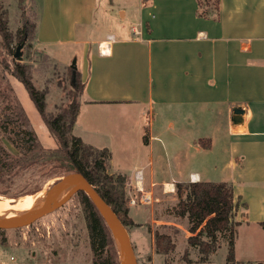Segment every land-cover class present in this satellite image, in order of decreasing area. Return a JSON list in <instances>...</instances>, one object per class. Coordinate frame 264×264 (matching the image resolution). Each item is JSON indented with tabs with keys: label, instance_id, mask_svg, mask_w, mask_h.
<instances>
[{
	"label": "crops",
	"instance_id": "0c3cea01",
	"mask_svg": "<svg viewBox=\"0 0 264 264\" xmlns=\"http://www.w3.org/2000/svg\"><path fill=\"white\" fill-rule=\"evenodd\" d=\"M150 2H140L133 16V20L139 16L140 24L131 32L140 39L116 40L114 33H108L107 39L114 37L108 47L107 39L94 40L96 35L87 34L100 0H43L38 37L45 38L41 45L46 47L57 41L83 44L91 53L97 43L96 57L106 60L90 63L87 73L77 69L85 87L73 132L98 149L119 148L121 162L116 167L111 157L112 174L125 175L134 184L136 172H143L144 190L156 201L152 206L130 207V217L138 224L129 231L137 258L141 255L147 264L170 263L169 254L156 252L155 234L149 232L156 226L159 233L177 228L178 240L172 238L177 254L184 256L190 249L193 264H215L213 258L196 263L200 253L188 244V231L178 230L182 226L159 213L157 206L170 197L165 192L176 190L178 184L229 182L240 229L264 236L260 227L264 222V0L168 1L158 11L163 14L160 22L151 17ZM118 9L126 21L128 10ZM172 13L170 18L177 23L167 27L163 22ZM46 20L53 25L48 35L42 34ZM126 34L120 29V36ZM236 108L244 113L235 115ZM175 116L189 119L187 127L176 130ZM193 120L196 128L200 122V128L189 132ZM203 122H210L211 129L206 130ZM208 165L221 173L220 179L209 180L214 173ZM167 185L172 188L167 190ZM241 231L237 260L264 261V257L251 258V249L264 253V243ZM241 248L248 252L244 259L239 258Z\"/></svg>",
	"mask_w": 264,
	"mask_h": 264
},
{
	"label": "rangeland",
	"instance_id": "374dc122",
	"mask_svg": "<svg viewBox=\"0 0 264 264\" xmlns=\"http://www.w3.org/2000/svg\"><path fill=\"white\" fill-rule=\"evenodd\" d=\"M142 1L143 0H100L101 4L95 14V23L88 30V36L96 35L94 40L107 39L108 33H114L116 40H139L140 36L134 35L133 32H131V29L132 26L140 24L139 16L135 17V20H133V16L139 11L138 6ZM168 1L178 3L182 0H154L153 2L151 0L150 3L153 6L150 4V8L153 7L154 10L150 12V15L151 17L153 15L156 17L155 21L160 22L162 19L163 14H159L158 11L161 6L167 7ZM38 2L40 6H38L37 24H39L42 19L41 7L43 0H38ZM16 3L17 0H0V8L8 11L9 27L13 34L23 26V21L21 20L20 12L17 10ZM110 3H113L114 6L112 5V8L109 6L107 12L104 11L103 8L108 7V4L110 5ZM119 6L128 10V18L126 21L122 20L118 12ZM112 14L114 16L110 17L109 15ZM172 15L173 13L170 16L167 14L165 17L166 20L163 23H165L167 27L176 25L177 23L174 17L170 18ZM104 16L106 17L105 22H103V19L105 18ZM248 18L252 19L253 16H246V19ZM227 23L233 25L232 22ZM43 27L44 32L42 34L46 32L48 35V32L53 28V25L46 20L43 22ZM120 29L127 30V34L125 36H120ZM42 40H45L43 36L37 37L36 44L35 42L32 43L30 54L27 55V51L25 50L22 51V59L18 60V62H26L31 65L32 81L37 88L47 92V110L50 114L55 115L59 113L60 109H62L65 104L68 103L69 96H71V98L74 97L76 101L79 100V91L74 87L75 77L73 76L75 73H72V68L74 67L77 70L79 67L83 73H87V68L90 63H102L106 60L100 55L96 57L94 50L97 48V43L92 44L94 50L91 53L83 44L72 45L59 43L57 41L47 44L46 47L41 45V42H43ZM39 43L41 47L39 49H42V51L51 56L49 60L42 58L43 56L41 54H43V52L38 49ZM16 48H14V53L16 52ZM15 59L14 55H10L9 51L5 48L3 37L0 34V113L2 110L8 111V109L11 110V108L21 105L29 116L32 127L41 144L46 148H54L56 147V142L50 136L47 126L42 121L35 102L32 100L22 83L12 75ZM81 82H83L82 79ZM82 121L84 122V119H82ZM187 121H189V119L175 116L174 122L175 127L177 128L176 130H179L181 127H187ZM196 122L197 121L194 120L191 122L192 124L189 126V132L198 131L200 128V122L198 121L197 128ZM206 123L208 124L205 125L203 122L204 126L207 127L205 129L210 130V122ZM177 124L179 125L177 126ZM205 145L206 144H204V146ZM118 149L119 148L113 150V152L111 150V154L113 155L112 160L116 167H118L121 162V152H119ZM4 152L8 154L10 153L13 157L18 155V150L0 129V156L2 158L5 156ZM207 170L209 172L213 171L214 173L213 176L208 177L209 180L217 181L216 179H220L221 173H215L213 169L211 170L209 165L207 166ZM63 175V171L47 167L44 170L35 168L33 170L23 171L15 175L11 179V182H5V179L7 180L6 177L5 179L2 178L0 179V200H17L27 195L41 192L46 189V187L50 190L59 179L64 177ZM130 183L131 182L127 179V185ZM173 204L176 203L173 200V195H170L166 202L160 203L157 206L158 212L168 216L170 215L175 219L176 223L178 222V225L182 226L183 229L180 228L178 230H187L190 237L191 233L189 231L187 220L176 219L173 216L171 212V206ZM129 207H131L130 204ZM240 226L237 228L236 242L240 230H242L241 232L244 231L243 234L249 233L251 236H257V239L256 237L253 238L256 239L258 243H264V236L260 233L253 232V230L249 232L244 228L240 229ZM158 229L160 228L156 226L155 228H152L151 226V231L149 230V232H154L155 234L156 232H159ZM126 231L128 230L126 229ZM161 234H169L172 238H176L178 235L177 228L170 229L167 233ZM182 236L183 234L181 233L179 240L183 242L180 245L185 242ZM176 240H178V237ZM242 243L244 244V240ZM189 250L190 249H187L185 252H188L189 255H191ZM251 250L253 252L251 258L264 257V253H259L258 250L254 251V249ZM245 253H248L246 249L241 248L239 258L244 257L243 255ZM227 254V245L223 244L217 253L214 254L215 257H212L215 260L213 263L224 264ZM140 256H138L139 264H147L146 258ZM184 256L183 252L178 254L176 251L171 252L168 258L170 262L169 264H186L183 259ZM240 262L244 264H257L260 261ZM0 264H93L89 232L80 200L73 196L71 200L57 208L54 212L42 217L30 226L18 229L0 230Z\"/></svg>",
	"mask_w": 264,
	"mask_h": 264
},
{
	"label": "trees",
	"instance_id": "16d2710c",
	"mask_svg": "<svg viewBox=\"0 0 264 264\" xmlns=\"http://www.w3.org/2000/svg\"><path fill=\"white\" fill-rule=\"evenodd\" d=\"M16 4L23 26L13 34L9 27L8 11L0 8V34L10 55H14V48L21 44L24 45L22 51H27L29 55L32 43L36 44L38 37L37 14L40 5L38 0H17ZM41 55L46 60L50 59L46 53ZM14 61L12 75L22 83L35 102L56 147L46 148L41 144L21 105L8 111L2 110L0 129L18 150V155L13 157L4 152V158L0 156V179L6 177L5 182H11L15 175L23 171L35 168L44 170L47 167L63 171V176L79 174L95 187L129 233V229L138 224L134 223L129 214L127 177L110 172L112 154L108 149H98L74 134L79 115V100L69 96L68 103L58 114H50L47 110V92L33 83L31 65L20 63L17 59ZM72 70L75 73L74 87L79 91L80 97L85 83L81 82L76 68L73 67ZM182 190H186V198L173 204L171 212L176 219L187 220L189 224V245L198 247L200 253L196 263L211 262L214 254L225 244L228 254L224 264H244L236 258L237 228L241 223L235 219L236 205L232 183L200 181L178 184V193ZM74 197L80 200L83 207L93 264H121L112 233L89 195L80 191ZM260 227L264 230V222L260 223ZM154 238L157 253L168 255L175 251L176 244L169 234L156 232ZM183 259L186 264L195 263L188 252ZM257 264H264V261Z\"/></svg>",
	"mask_w": 264,
	"mask_h": 264
},
{
	"label": "water",
	"instance_id": "95a60500",
	"mask_svg": "<svg viewBox=\"0 0 264 264\" xmlns=\"http://www.w3.org/2000/svg\"><path fill=\"white\" fill-rule=\"evenodd\" d=\"M23 44L18 46L14 57L18 60L22 59ZM244 111L240 108L234 110L235 115H242ZM235 123H239L240 120L234 119ZM80 184L74 187L72 190L65 192L63 194L56 195L52 197L48 202L36 213L28 216L27 218L19 221H0V230L8 229H18L22 227H27L34 224L37 220L44 216H47L54 212L57 208L68 202L73 198L75 194L80 191H84L89 195L99 212L105 219L114 239L116 245L119 260L121 264H139L138 258L136 256L134 247L131 243V238L123 226L121 220L118 218L116 213L113 211L110 205H108L105 200L99 195L95 187L91 185L88 180L79 174ZM127 234L129 242L124 241V235Z\"/></svg>",
	"mask_w": 264,
	"mask_h": 264
},
{
	"label": "bare ground",
	"instance_id": "6f19581e",
	"mask_svg": "<svg viewBox=\"0 0 264 264\" xmlns=\"http://www.w3.org/2000/svg\"><path fill=\"white\" fill-rule=\"evenodd\" d=\"M105 43L108 46V43L107 42ZM79 184H80V179L78 175L71 174L59 179L58 182H56L50 190L46 187V189H44L41 192L32 195H27L17 200L14 199L12 201L0 200V218L11 219V220H0V221L23 220L28 216L38 212L52 197L68 192ZM166 188L167 190H169L172 188V186L167 185ZM124 241L126 243L129 242V238L127 234L124 235Z\"/></svg>",
	"mask_w": 264,
	"mask_h": 264
},
{
	"label": "built area",
	"instance_id": "2783aa9c",
	"mask_svg": "<svg viewBox=\"0 0 264 264\" xmlns=\"http://www.w3.org/2000/svg\"><path fill=\"white\" fill-rule=\"evenodd\" d=\"M137 33V31H135ZM114 41V37L110 36L107 39L108 46H111V43ZM103 53V51L101 50ZM144 182V174L142 171H137L134 176V184L130 183L127 185V196L129 199L130 206H139V205H152L155 203L154 195L150 192L144 190L143 187ZM195 183V182H191ZM167 195H174L173 200L176 204H178L181 200L186 198L187 192L186 190H182L179 194L177 190L165 192Z\"/></svg>",
	"mask_w": 264,
	"mask_h": 264
},
{
	"label": "flooded vegetation",
	"instance_id": "af4514ba",
	"mask_svg": "<svg viewBox=\"0 0 264 264\" xmlns=\"http://www.w3.org/2000/svg\"><path fill=\"white\" fill-rule=\"evenodd\" d=\"M20 46V45H19ZM18 48V47H17ZM17 48H16V50H17ZM23 50V49H22ZM22 50H21V52H22ZM16 53V52H15ZM15 55V54H14ZM18 60V59H17Z\"/></svg>",
	"mask_w": 264,
	"mask_h": 264
}]
</instances>
